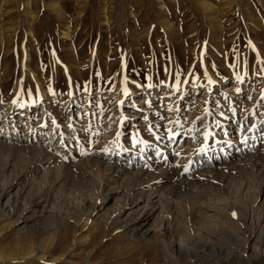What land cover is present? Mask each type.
I'll return each mask as SVG.
<instances>
[{"label":"rangeland","instance_id":"rangeland-1","mask_svg":"<svg viewBox=\"0 0 264 264\" xmlns=\"http://www.w3.org/2000/svg\"><path fill=\"white\" fill-rule=\"evenodd\" d=\"M210 75L218 81L213 116L200 134L231 121L241 123L240 133L250 127L251 114L264 119V0H0V130L30 135L41 122L56 135L61 131L79 166L94 154L143 153L170 140L184 145L205 117L201 92ZM125 87L135 91L133 98H126ZM146 103L148 120L126 125L127 107ZM27 105L43 108V118L35 110L30 123L23 110L20 121L11 122ZM245 162L224 171L231 181L225 192L212 190L211 207L192 190L169 194L174 187L166 186L181 179L170 172L163 183L167 207L180 210L165 215L163 230L172 233L162 239L129 237L103 222L88 225L82 190L73 185L57 190L30 232L0 207V264H264V235L255 251L233 248L227 234L244 239L264 216V205L248 208L264 184V168ZM81 178L96 186L88 175ZM246 180L254 184L248 191ZM244 209L253 213V224L237 228L236 214L241 219ZM261 226L264 234V220ZM179 241L182 255L171 248Z\"/></svg>","mask_w":264,"mask_h":264},{"label":"bare ground","instance_id":"bare-ground-1","mask_svg":"<svg viewBox=\"0 0 264 264\" xmlns=\"http://www.w3.org/2000/svg\"><path fill=\"white\" fill-rule=\"evenodd\" d=\"M217 82L214 76L208 77L207 87L204 92H201V94L204 93L202 95L206 99L203 107L205 117L202 121L197 119L199 124L194 127L198 128V132L193 134L184 145L181 142L170 140L165 145H150L143 153L134 149H124L114 155L94 154L85 158L84 166H79L70 152L72 149L67 147V139L60 133L61 131L56 135L55 132L46 130L41 122L36 128L32 126L35 130L30 135L25 134L22 129L20 133L18 131L9 133L7 129L0 130V171L3 172L4 180V183L0 184V207L7 209L8 215H15L16 225L20 230L30 232L36 221L49 212L48 207L54 203L57 190L73 185L82 190V202L87 209L85 223L88 225L103 222L105 225L114 226L129 237L138 239H162L167 236V233L171 235L172 231L163 230L168 226L165 215L167 216L168 213L177 215L180 208L175 206L169 210L170 200L163 190V183L166 181L164 178L169 176L170 172L175 173L181 179L169 185L166 184L167 189L174 187L169 194L176 191L179 195L182 188L192 190L197 192L192 195L193 198L204 200L206 206L211 207V199L215 198L211 196L212 190L225 192L226 185L231 181L224 171L236 167L240 169V165L248 160H255V163L258 162V165L263 166L262 170L264 168V119L255 118V114H251L253 118H249L248 127H250H244L240 131L241 134L243 133L241 136L238 131L241 123H236V121H231L228 126L223 125L217 131L211 132L210 130L207 133L205 130L204 134H200L199 130L204 131L205 127L211 125L213 116L211 94ZM199 89L196 88L194 91L197 92ZM125 90L126 98H133L135 91L129 87H125ZM40 96L41 99L45 98L44 95ZM140 103H145L144 99H140ZM202 103H199L200 106ZM122 105L127 106V104ZM134 106L130 109L127 107L126 111L125 124L130 128L148 120V104L141 107ZM42 109L27 105L21 109L15 119L10 117V121H20L19 117L23 115L21 114L23 110L28 112L29 119V115L32 116L35 110L43 118ZM263 117L264 115L261 118ZM29 121L31 123V119ZM4 128L7 126L4 125ZM151 161L154 162V166L150 163ZM64 168L69 170L73 168L74 174L71 176L65 172ZM82 175H88V179L94 180L96 186L85 183V181L81 182ZM215 180L223 181L224 187H218L219 184L215 185ZM263 185L258 184L255 188L256 195L248 205L250 210H253L254 206L264 205ZM253 186L254 184L246 180L245 191ZM228 212L229 215L231 209ZM243 214L241 219L239 218L241 213L236 214L239 219L236 217L235 221L241 222V227L237 228L248 227L247 225H251L254 221L253 213L251 214L250 211L244 209ZM190 215L193 216L192 213ZM230 219L234 221V218L230 217ZM263 220L264 216L257 217L251 226L255 229H250L244 239H241L234 231L228 230L229 237H227L231 239L233 248H240L238 250L252 248L253 250V244L258 243V238L264 235L259 231ZM161 244L164 245L162 242ZM172 244L171 248L176 247L175 251L178 255H182L183 243L179 241ZM207 244L208 242L203 243L204 249ZM67 252L68 249L64 254ZM30 253L33 252H29V255Z\"/></svg>","mask_w":264,"mask_h":264}]
</instances>
